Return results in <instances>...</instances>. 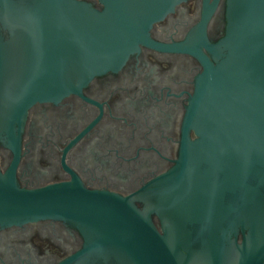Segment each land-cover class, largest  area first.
Instances as JSON below:
<instances>
[{"label": "water", "instance_id": "1", "mask_svg": "<svg viewBox=\"0 0 264 264\" xmlns=\"http://www.w3.org/2000/svg\"><path fill=\"white\" fill-rule=\"evenodd\" d=\"M185 1L0 0V144L14 150L34 105L79 93ZM211 13L176 46L201 72L178 159L151 183L144 208L141 196L75 179L23 189L7 171L1 225L73 227L82 248L59 264H264V0H225L215 42L205 33Z\"/></svg>", "mask_w": 264, "mask_h": 264}, {"label": "flooded vegetation", "instance_id": "2", "mask_svg": "<svg viewBox=\"0 0 264 264\" xmlns=\"http://www.w3.org/2000/svg\"><path fill=\"white\" fill-rule=\"evenodd\" d=\"M224 3L186 0L152 24L149 43L113 54L108 69L79 93L34 105L16 148L0 144V173L13 171L27 190L75 179L90 191L141 196L135 206L144 208L157 188L151 183L178 159L188 101L201 72L176 46L210 11L206 36L220 39ZM93 6L101 8L96 1ZM188 138L195 139L192 131ZM153 223L158 225L155 217ZM82 243L78 231L60 221L0 224V264H59Z\"/></svg>", "mask_w": 264, "mask_h": 264}]
</instances>
